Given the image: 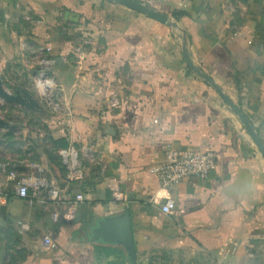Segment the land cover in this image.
<instances>
[{
    "label": "crops",
    "instance_id": "obj_1",
    "mask_svg": "<svg viewBox=\"0 0 264 264\" xmlns=\"http://www.w3.org/2000/svg\"><path fill=\"white\" fill-rule=\"evenodd\" d=\"M134 1L176 26L108 0H0V78L22 61L24 44L35 45L52 58L61 108L41 116L43 130L26 125L22 108L16 121L0 112L12 126L0 128V264H111L105 249L114 248L128 264L122 248L87 238L97 219L124 207L136 264H264V156L182 54L184 46L264 143V0ZM58 140L76 149L81 179H67ZM27 147L33 162L20 153ZM168 147L212 150L215 169L162 189L152 167ZM2 163L18 175L42 166L65 201L82 194L73 220H52L63 209L41 202V191L17 196ZM166 198L170 215L159 208ZM45 235L55 248L43 246Z\"/></svg>",
    "mask_w": 264,
    "mask_h": 264
},
{
    "label": "built area",
    "instance_id": "obj_2",
    "mask_svg": "<svg viewBox=\"0 0 264 264\" xmlns=\"http://www.w3.org/2000/svg\"><path fill=\"white\" fill-rule=\"evenodd\" d=\"M44 81L47 80L44 79ZM43 94L46 95L47 92L45 91ZM57 153L61 165L66 169L67 179H81L83 176L82 164L76 149L68 146L59 149ZM215 160L216 154L212 150H179L168 147L164 152V160L152 167V174L157 178L162 189L169 190L173 186L192 178L206 180L215 169ZM1 168L14 183L17 196L27 198L29 190L41 191L43 193L41 202L50 201L57 208L63 209L62 212L53 211L51 213L52 220H73V208L77 203L83 201L82 194L75 195L72 201H65L61 197L60 190L53 187L46 178L44 168L38 164L30 165V171L23 175H18L17 165L15 164L2 163ZM109 189L115 199L120 198L119 192L112 184L109 185ZM33 199L30 198L28 203L32 204ZM159 208L162 214L170 215L175 209V202L170 198H166ZM42 244L46 248H55L52 238L48 235L43 237Z\"/></svg>",
    "mask_w": 264,
    "mask_h": 264
},
{
    "label": "water",
    "instance_id": "obj_3",
    "mask_svg": "<svg viewBox=\"0 0 264 264\" xmlns=\"http://www.w3.org/2000/svg\"><path fill=\"white\" fill-rule=\"evenodd\" d=\"M117 4L124 5L125 7L134 10L137 13L145 15L151 19L161 22L165 25L175 27L176 23L171 22L170 19L164 14L155 11L154 9L134 0H108ZM183 59L187 67L194 72L197 76L207 82L218 94L224 104L237 116L244 128L247 130L253 143L259 150L262 156H264V143L249 123L245 114L238 108L221 88L206 74L192 64L186 48H182ZM0 100L5 103H14L20 106V108H27L34 112H40L41 106L33 99L32 95L25 89L20 88L14 90V93L8 92L4 86L2 79L0 78ZM0 128H12L8 122L0 117ZM88 241L92 243H100L107 245H116L122 248L125 259L128 264H136V251L133 241V234L131 228V221L129 216V210L124 207L122 212L117 215L107 216L97 219L93 225L89 226Z\"/></svg>",
    "mask_w": 264,
    "mask_h": 264
},
{
    "label": "rangeland",
    "instance_id": "obj_4",
    "mask_svg": "<svg viewBox=\"0 0 264 264\" xmlns=\"http://www.w3.org/2000/svg\"><path fill=\"white\" fill-rule=\"evenodd\" d=\"M24 45L25 50L22 61L20 60V62L15 66L14 69L9 70L7 73H4L5 75L3 76H5V78L3 79L4 81L8 82V85L10 83L13 88H25L32 95L33 99L43 108L42 114L33 112L32 110L27 108H23L25 114H28L29 116V118L24 119L26 125H31L32 129L34 128V130H43L47 128L48 124L41 119V116L47 115L53 117L55 115H58L60 112L61 108H59L58 106L60 87L57 84L55 75L51 73V66L53 65L51 63L52 58L47 55L46 51L35 47V45H31L30 43H26ZM76 46L79 47V45L77 44ZM73 51H75V54L79 53V49H74ZM74 61L76 60H73V62ZM33 72H35V74ZM44 79L48 82H51L49 83L50 86H48V88L46 89V95L43 94L39 89V83L40 81H44ZM3 86L8 92L14 93L15 89L13 90L11 88H8L9 86L7 87V84H5L4 82ZM18 108H20V106L17 104L4 103L0 106V112L2 114H5L9 120L16 121L19 120V118L15 116H19V114L21 115L22 113L20 110H18ZM48 133L49 131L47 132V134ZM28 140L30 141V143H32L33 139L28 138ZM29 147H31V144L29 145ZM29 147H27L24 151L20 150V153L25 154L26 157L33 162L35 161V157L31 151L32 149L30 150ZM1 153L2 156H5L7 154V152H5V149H3V152ZM86 158L89 160V162L95 161L94 155L90 153L88 155L86 154Z\"/></svg>",
    "mask_w": 264,
    "mask_h": 264
},
{
    "label": "trees",
    "instance_id": "obj_5",
    "mask_svg": "<svg viewBox=\"0 0 264 264\" xmlns=\"http://www.w3.org/2000/svg\"><path fill=\"white\" fill-rule=\"evenodd\" d=\"M173 14L176 15L177 13L174 12ZM57 142L60 143L58 149L66 147L65 144L62 142V140H58ZM105 250L104 251L108 254L107 256L113 255L116 257L112 262H110L111 264H123L122 262L119 261L117 257V255L123 256L121 250L116 248L111 249L110 251L108 249Z\"/></svg>",
    "mask_w": 264,
    "mask_h": 264
},
{
    "label": "bare ground",
    "instance_id": "obj_6",
    "mask_svg": "<svg viewBox=\"0 0 264 264\" xmlns=\"http://www.w3.org/2000/svg\"><path fill=\"white\" fill-rule=\"evenodd\" d=\"M48 86H49L48 81H40V83H39V89L43 93H45Z\"/></svg>",
    "mask_w": 264,
    "mask_h": 264
},
{
    "label": "clouds",
    "instance_id": "obj_7",
    "mask_svg": "<svg viewBox=\"0 0 264 264\" xmlns=\"http://www.w3.org/2000/svg\"><path fill=\"white\" fill-rule=\"evenodd\" d=\"M48 83H51L50 81Z\"/></svg>",
    "mask_w": 264,
    "mask_h": 264
}]
</instances>
